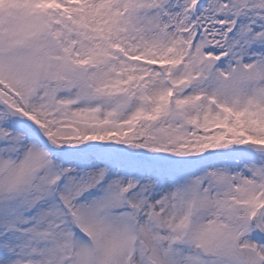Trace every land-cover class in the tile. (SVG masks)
Wrapping results in <instances>:
<instances>
[{"label": "snow or ice", "instance_id": "snow-or-ice-1", "mask_svg": "<svg viewBox=\"0 0 264 264\" xmlns=\"http://www.w3.org/2000/svg\"><path fill=\"white\" fill-rule=\"evenodd\" d=\"M0 264H264V0H0Z\"/></svg>", "mask_w": 264, "mask_h": 264}]
</instances>
